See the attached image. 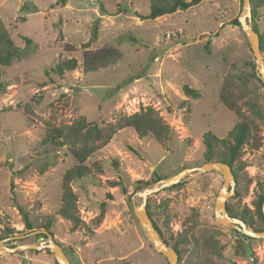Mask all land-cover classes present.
<instances>
[{"label":"rangeland","instance_id":"1","mask_svg":"<svg viewBox=\"0 0 264 264\" xmlns=\"http://www.w3.org/2000/svg\"><path fill=\"white\" fill-rule=\"evenodd\" d=\"M56 1L0 0V18L14 42L24 46L23 36H29L38 46L11 66H0V82L6 83L0 89V236L9 247L38 243L37 234L7 238L6 229L15 231V236L30 233L20 207L42 221L61 205L63 175L77 160L71 145L44 142L49 124L85 120L105 125L153 106L169 125L168 138L157 142L140 138L132 128L118 130L85 162L88 166L100 162L103 171L92 167V177L72 183L81 225L72 230L68 221L57 218L51 230L71 264H169L135 215L144 190L135 187L155 171L167 178L205 163L203 134L210 130L224 138L239 121L219 100L228 73L244 80L247 95L264 113V83L254 76L260 78L257 61L241 24L234 22L246 7L241 0H204L187 10L142 19L135 12L147 14L150 0H67L54 5ZM95 22L98 40L91 48L112 45L124 59L84 73L82 45ZM257 23L264 32V8ZM72 57L80 64L76 70L63 76L50 71L60 60ZM185 84L201 96H187ZM260 127L263 146L247 148L243 155L245 171L253 180L240 206L251 210L257 182L264 178V122ZM224 181L223 174L208 170L187 175L181 187L150 195L156 204L168 200L171 219L159 222L166 239H181L184 221L195 218L192 231L182 236L178 264H264V238L247 240L239 228L224 226L215 218ZM233 196L228 201L238 207ZM0 264L60 263L43 248L1 253Z\"/></svg>","mask_w":264,"mask_h":264},{"label":"trees","instance_id":"2","mask_svg":"<svg viewBox=\"0 0 264 264\" xmlns=\"http://www.w3.org/2000/svg\"><path fill=\"white\" fill-rule=\"evenodd\" d=\"M67 0H57L54 5H64ZM204 0H150V10L147 14L142 15L138 12L135 14L142 19H154L159 16L174 13L178 10H187L191 6L197 5ZM243 2V0H241ZM252 16L251 23L254 30L259 35L260 51L264 56V32H261L257 17L261 8H264V0H250ZM124 11H129L123 8ZM234 22L240 25L237 19ZM129 37L135 41L133 36ZM25 42L24 46L17 45L11 37L8 29L6 28L3 20L0 18V66H11L14 61L28 57L37 49V43L29 36H23ZM98 40V22H95L89 40L84 43L82 51V70L84 73H95L102 69L114 66L120 61H123V52L112 45H104L102 47L93 49L92 44ZM73 50V46L67 45ZM252 68H255L254 63H250ZM79 61L76 57L66 58L60 60L56 65L52 66L50 71L56 75L63 76L67 72L76 70L79 67ZM49 71L46 74L49 75ZM257 80L261 79L254 73ZM6 83L0 82V89H4ZM184 93L192 98L201 96V92L191 87L188 84L183 86ZM220 102L229 110L234 111L239 116V121L228 132L227 136L220 138L212 131H206L203 134V143L205 145L204 158L205 162L221 161L227 163L235 176V194L233 196L239 202H227V210L231 216L241 218L245 221L248 227L254 231H262L264 224V213L262 205L264 202V178L257 183V195L254 200L255 209L251 210L247 205L240 206L242 198L248 193L249 186L253 178L245 171L247 165L243 159L246 149L257 150L263 146V137L261 134V123L264 122V113L256 100L247 95L244 88V80L234 73H228L224 78L219 92ZM123 128H132L140 138H151L157 142H163L169 136L170 128L165 122L163 117L153 106H147L140 111L129 115L120 116L115 122H108L105 125H100L96 121H75L70 125L57 126L49 124L46 129L44 142H49L55 146H63L65 144L71 145V153L77 160V163L68 169L62 178V202L56 212L44 216L42 221L37 218H31L28 211L20 207V211L24 218L26 231L32 232L39 229L48 230L52 232L51 228L57 218L68 221L71 224V229L76 230L82 223L78 215L77 208V194L72 188V183L75 181L83 180L89 176L92 177V167L98 171H103L100 162H96L93 166H88L85 162L96 151L105 146L110 139L117 133L118 130ZM163 176L158 172L149 180H141L137 182L135 191H142L149 185L161 180ZM184 184L180 181L170 187L164 188L165 190L181 187ZM147 213L151 218L155 228L160 233L164 241L171 245L179 255V261L182 258L183 250L181 248L182 236L187 232L192 231L195 218L188 217L184 221L183 233L179 234L181 239L164 237V231L160 226V221L170 220L168 200H163L159 204L153 202L151 196L148 197ZM197 214V213H196ZM256 219L259 220L257 224ZM260 225V226H259ZM7 238L15 236L14 232L6 229ZM240 236L247 240L254 239L243 232H239ZM22 234H24L22 232ZM37 237L44 236L43 233H37ZM172 237V235H171ZM0 239L5 237L0 236ZM63 247V246H62ZM245 248L251 252V246L246 244ZM129 264V263H123ZM194 264H204L202 262Z\"/></svg>","mask_w":264,"mask_h":264},{"label":"water","instance_id":"3","mask_svg":"<svg viewBox=\"0 0 264 264\" xmlns=\"http://www.w3.org/2000/svg\"><path fill=\"white\" fill-rule=\"evenodd\" d=\"M243 3L244 6L246 7V10L241 16H239L238 20L248 37L251 49L257 61V65H258L257 73L264 83V57L260 51L259 35L254 30L251 23V16H252L251 2L250 0H243ZM208 170H216L220 172L221 174H223L225 179L224 186L220 191V193L218 194L214 206V213L216 220L224 226H235L239 228L244 234L250 237L264 238V230L262 231L252 230L247 226L244 220L238 217L231 216L227 210V206H226L227 201L231 196L235 194V185H236L235 176L231 167L227 163L221 161L205 162L198 167L185 168L180 172H178L177 174H174L167 178H162L161 180L155 182L154 186L145 188L141 194L142 201L138 205H135L134 207L135 215L139 223L141 224L142 228L147 232L149 239L153 243L154 249L164 254L169 259V264H178L179 255L173 247H170L165 241L162 240L160 233L155 228L151 218L149 217L146 208L148 197L151 194L163 188L170 187L174 184L179 183L180 181H183L187 175L197 176L203 173L204 171H208ZM262 209L264 213V202L262 205ZM37 233H43L46 235V237L44 236L39 237L38 243H34V244H20L9 247L4 245V239H0V254L4 252L13 253L20 250H28V249L40 250L43 248H48L52 253H54L57 261L60 264H71V261L67 256V254L65 253V251L63 250L61 244H59L54 240L53 234L48 230L39 229L27 233L25 235L10 237V239L23 238L24 236L30 234H37Z\"/></svg>","mask_w":264,"mask_h":264}]
</instances>
